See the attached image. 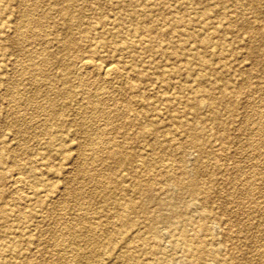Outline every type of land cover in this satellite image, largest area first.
<instances>
[{"label": "bare ground", "instance_id": "obj_1", "mask_svg": "<svg viewBox=\"0 0 264 264\" xmlns=\"http://www.w3.org/2000/svg\"><path fill=\"white\" fill-rule=\"evenodd\" d=\"M12 6L0 0V91L5 52L18 47L20 78L10 90L23 109L10 117L42 137V150L19 163L0 143V264H40L31 227L73 170L91 189L75 190L82 212L60 229L55 264H244L235 232L210 205L235 135L247 136L264 170V110L252 102L259 93L264 103V73L255 68L264 59V0H51L23 15L11 37ZM49 31L64 34L48 39ZM233 33L251 42L252 68L235 66ZM25 109L40 119L27 120ZM251 119L256 126L243 129ZM91 121L102 124L91 129ZM68 126L91 136L92 160L77 168ZM8 161L16 170L9 181ZM245 180L240 193L249 198L257 184ZM6 187L32 195L11 204Z\"/></svg>", "mask_w": 264, "mask_h": 264}, {"label": "rangeland", "instance_id": "obj_2", "mask_svg": "<svg viewBox=\"0 0 264 264\" xmlns=\"http://www.w3.org/2000/svg\"><path fill=\"white\" fill-rule=\"evenodd\" d=\"M50 3L51 0H13V13L7 16L10 17V21L12 22V28H10L12 32L14 29H16V25L19 23L18 20L21 19L23 15H26L29 11L33 12L38 6H48ZM60 33L64 34V31L57 33L49 31L47 38L53 39ZM12 34L13 35H11V37L15 36L14 32ZM23 38L24 40L28 41V45L31 43L29 42L30 37L26 36ZM229 38L233 40L237 48L236 53H239L233 58V60L237 59V62L234 63L235 66L252 68L253 58L248 56L246 53L247 47L251 44V42L247 39L241 40L237 33L229 34ZM9 44L10 42H8V45ZM47 46L50 47V50H54L58 46V43L56 41H52L51 45ZM31 47L33 49L41 48L40 45L34 44H32ZM5 53L6 59L9 60V64L4 72V82L1 84L3 90L2 92L0 91V143L4 142L8 149H13L14 153L19 156V161L17 162L20 163V161H26L30 154L35 157L38 152L42 150V145L40 142L42 137L38 136L36 131L31 129L22 128L21 130H18L15 121L12 119V117H10L12 112H17L19 109V111H21L23 109L13 101L11 96L12 90H10L14 80L20 78L18 66L21 62V55L18 47L15 48L12 46L8 47V50ZM106 58L111 59L110 57ZM259 60L260 64L255 68L260 70V73L263 74L264 59L259 58ZM101 79L102 78L99 77L98 79L93 80L94 82H90V84L93 87H96L98 84L103 82ZM253 83L255 85V83H257V79H255ZM253 96L254 99L252 102H255L254 105L258 107L259 104H261L263 106L260 107L264 110V103L262 102L259 93H255ZM254 105L251 107L246 106V109L242 108V111H246L248 109L249 112H252ZM90 112L85 111L84 114L90 116ZM21 114L29 121L40 119L37 118L35 114L31 113V111L26 109L23 110ZM73 116H77L75 112L71 113V117ZM116 123L121 124L122 121L118 120ZM100 124H102V122L99 123L96 121H91L89 126L91 129H96ZM253 124V119L248 120V123H244L243 129L254 128L256 123L254 125ZM66 132L67 135L71 136V140L70 142L68 141L67 144L72 157L75 158L74 161L76 162V168L85 159H87V161H91L93 156L88 151V142L90 141L89 139H91V136L82 133L80 127L69 128L68 126L66 128ZM238 133L239 132L235 131V134ZM238 135H235V142L231 145V154L221 157V163L224 165V167H227V171L226 173H218L216 176V184L218 186V191L216 194L217 197L211 202L210 208L214 213H217L221 218H223L224 221L221 225L222 228L235 232V243H237L238 246L236 252L237 257L244 264H260V262L264 260V258H262L264 257V184H261V177L264 175V170H261L260 167L258 169L257 164H259L261 161L258 160L256 156L257 154H255L256 152H252V149L248 145V140L246 138L247 136L243 135L242 133H239ZM24 145L29 148L28 154L22 153V148ZM220 149L221 141L216 139L215 150ZM10 161H8V164L5 165V168L3 169V173L5 174L7 181H9L8 178L11 175L16 173V170H14L15 168L10 166ZM55 163H60V160H57ZM237 166L240 167V171L236 170L235 167ZM260 171L263 174L257 176V173H260ZM253 173H256V177ZM247 178L251 181H255L257 184L250 192V195H252L251 197L249 196V198L243 194V189L246 188V183H248L245 180ZM56 182H58L57 184L59 185L60 190H63V192L56 196L51 202H48L46 205H44L40 211L42 217L36 219L34 221V225L31 227V230L33 229L34 234L38 237V244L36 247L34 246L31 257L40 264H55L51 260L50 256L52 252L55 253L56 251L55 243L61 239L60 229L63 231L64 223L76 221L77 215L82 212V207H80L78 204L75 196L76 188H82L84 195H86V193H88V191L91 189L90 185L85 183L86 181L84 178L74 172V170L72 173L68 174L67 177L62 179L60 178ZM18 189L19 188L17 187H6L4 189L6 195L10 197L9 201L11 204H13L12 199L16 195H32L29 187H25L22 190ZM240 192L243 193L241 194ZM95 201L102 203L103 198L100 195L95 199ZM255 204L262 205V212L260 214L253 213L249 208ZM218 239L221 240L222 238L219 237ZM105 240L106 239L102 237V241Z\"/></svg>", "mask_w": 264, "mask_h": 264}]
</instances>
